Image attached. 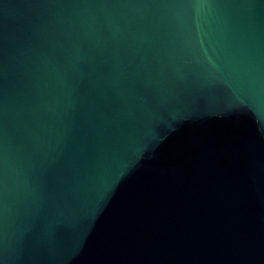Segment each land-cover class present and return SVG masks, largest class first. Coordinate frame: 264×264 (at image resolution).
Instances as JSON below:
<instances>
[{"label":"water","instance_id":"95a60500","mask_svg":"<svg viewBox=\"0 0 264 264\" xmlns=\"http://www.w3.org/2000/svg\"><path fill=\"white\" fill-rule=\"evenodd\" d=\"M0 264H264V0H0Z\"/></svg>","mask_w":264,"mask_h":264}]
</instances>
